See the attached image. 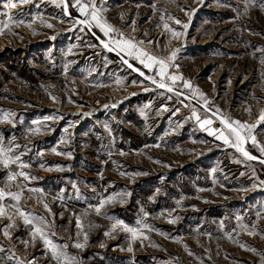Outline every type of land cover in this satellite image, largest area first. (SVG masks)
<instances>
[{"label":"rangeland","instance_id":"rangeland-1","mask_svg":"<svg viewBox=\"0 0 264 264\" xmlns=\"http://www.w3.org/2000/svg\"><path fill=\"white\" fill-rule=\"evenodd\" d=\"M6 2L0 264H264V0Z\"/></svg>","mask_w":264,"mask_h":264},{"label":"snow or ice","instance_id":"snow-or-ice-1","mask_svg":"<svg viewBox=\"0 0 264 264\" xmlns=\"http://www.w3.org/2000/svg\"><path fill=\"white\" fill-rule=\"evenodd\" d=\"M29 0H7V2L4 4V8L8 9V8H15L17 6V3H28ZM81 12L83 13L85 11L84 7H81ZM92 20H94L97 24L98 27H100L101 31H103L105 33V35H107L109 32H111L113 29L111 28L110 25H107L106 23H102L100 21V19L98 18L96 12L92 13ZM84 23H90L89 21H84ZM177 23H179V20H177ZM49 27H51V25H48ZM5 27H7V25H5ZM165 27L167 28L168 26L165 25ZM185 27H187V25H185ZM174 35L179 36V33H174ZM125 45H127V48L129 50V54L132 55L135 53V58L139 59L140 62L142 64H144L145 67L147 68H152L154 65H159V70H158V75L161 77L160 82L157 84L158 87L160 88H165L168 87L165 83H164V79L167 76V70H168V63H166L165 60L163 59H158L157 57L151 56L146 52L140 51L138 49L135 48L134 44L129 43L128 41H124L123 42ZM106 47H108V45H105ZM123 50V49H122ZM145 57L147 59L148 62H145ZM175 58V53L173 52L172 56L169 59H174ZM148 79L152 80L153 83H157V81H155L152 77H147ZM171 81L173 83H175L178 79H182V77L173 75L170 77ZM185 83V87H191V84L187 81L184 82ZM168 91H172L171 87H168ZM193 115L196 117L197 121H200V117L194 112ZM261 120H264V113L261 114L260 116ZM221 123L229 130V132L235 137L236 140V144L235 146L237 147V150L240 151L246 158L248 159H255V157H252L249 155V153L241 146L245 141H246V137L243 134L244 129L247 128V126L244 123H241L240 121H228L227 119L221 118ZM211 124V121L209 120H204L201 122L200 126L204 127L205 125ZM247 130L250 132L251 129L247 128ZM209 134H213L211 130H209ZM218 139H223L224 142L230 143V140L227 136L221 134L220 136L217 137ZM252 141L253 143H255V137H252ZM53 151H55V149H53ZM262 152H264V148L261 149ZM60 154V153H57ZM0 155H2V152H0ZM17 159H19L17 157ZM2 163H4V166L7 167L8 166V161L7 160H3L0 161ZM26 166V165H24ZM20 175L24 176L25 179H28L29 177L27 175H25L24 173H20ZM9 179H15L14 176H9ZM31 191H39L38 189H31ZM9 195H12V198L15 200H19L20 196L19 194H11L9 193ZM5 198V193L0 191V201H2ZM104 203H106V201H101V204L99 207L96 208V211L99 212L100 208L103 207ZM45 207L47 208V205H45ZM16 211L24 218V222L25 224H33V221L26 216L23 212H20L19 208L16 209ZM5 214V210L4 207L2 205H0V215H4ZM42 219V218H41ZM76 226L77 228L81 227V221L79 218H77L76 220ZM129 232H132L133 235H136V231L132 228H127L126 229ZM9 233L6 231L4 233L5 236H7ZM33 234L35 235H40L41 238H44V233L42 231L41 228L39 227H33ZM106 235L108 233H105ZM85 239H87V237H85ZM45 243L46 244H51L50 241H48L47 239H45ZM77 248L82 247L81 244H76L75 245ZM129 251H131V248H129ZM52 254H53V259L59 260L62 256V253L58 252L57 249L55 248V246H52ZM64 259L67 261V264H71V260L67 257H64Z\"/></svg>","mask_w":264,"mask_h":264},{"label":"bare ground","instance_id":"bare-ground-1","mask_svg":"<svg viewBox=\"0 0 264 264\" xmlns=\"http://www.w3.org/2000/svg\"><path fill=\"white\" fill-rule=\"evenodd\" d=\"M66 13H67V12H66ZM0 190L3 191L1 186H0Z\"/></svg>","mask_w":264,"mask_h":264},{"label":"built area","instance_id":"built-area-1","mask_svg":"<svg viewBox=\"0 0 264 264\" xmlns=\"http://www.w3.org/2000/svg\"><path fill=\"white\" fill-rule=\"evenodd\" d=\"M1 191V190H0ZM3 192V191H2Z\"/></svg>","mask_w":264,"mask_h":264}]
</instances>
